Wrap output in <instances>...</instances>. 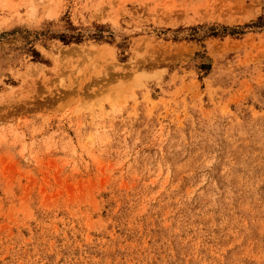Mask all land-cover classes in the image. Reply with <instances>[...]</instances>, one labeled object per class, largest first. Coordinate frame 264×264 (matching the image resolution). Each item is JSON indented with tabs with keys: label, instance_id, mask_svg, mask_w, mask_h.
<instances>
[{
	"label": "rangeland",
	"instance_id": "374dc122",
	"mask_svg": "<svg viewBox=\"0 0 264 264\" xmlns=\"http://www.w3.org/2000/svg\"><path fill=\"white\" fill-rule=\"evenodd\" d=\"M0 264H264V0H0Z\"/></svg>",
	"mask_w": 264,
	"mask_h": 264
}]
</instances>
